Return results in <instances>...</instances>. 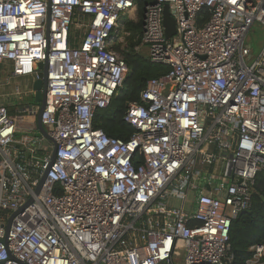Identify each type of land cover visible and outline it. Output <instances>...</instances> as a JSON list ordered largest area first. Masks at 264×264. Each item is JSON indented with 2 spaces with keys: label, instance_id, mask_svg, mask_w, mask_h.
Returning a JSON list of instances; mask_svg holds the SVG:
<instances>
[{
  "label": "built area",
  "instance_id": "1",
  "mask_svg": "<svg viewBox=\"0 0 264 264\" xmlns=\"http://www.w3.org/2000/svg\"><path fill=\"white\" fill-rule=\"evenodd\" d=\"M136 12L137 0H0V65L37 78L48 60L41 118L57 144L38 191L54 146L22 135L17 117L39 107L0 103V264L232 262V222L264 170V45L253 55L246 43L264 29V0L147 4L136 49L169 71L128 106L136 132L122 140L93 120L130 73L113 45ZM74 24L86 29L75 46ZM252 250L248 263L260 264L264 245Z\"/></svg>",
  "mask_w": 264,
  "mask_h": 264
},
{
  "label": "trees",
  "instance_id": "2",
  "mask_svg": "<svg viewBox=\"0 0 264 264\" xmlns=\"http://www.w3.org/2000/svg\"><path fill=\"white\" fill-rule=\"evenodd\" d=\"M154 0H137L138 19L133 20L124 16L125 34L122 42L117 41L113 49L120 54L130 67L125 85L120 94L113 98L111 105L106 109L97 110L93 120V125L97 129L103 130L108 136L128 140L135 132L134 126L125 120L128 106L131 103H142L141 93L151 78L160 77L169 71L168 65L154 64L150 62L146 50H137L141 44L143 34V16L145 6ZM206 10L202 11L199 24L205 23L208 19ZM75 31L71 29L70 43L77 45L73 38ZM80 34V31L78 32ZM30 124L37 135L36 115L31 117ZM141 162L138 157L136 164ZM252 195V205L249 209L241 212L232 222L229 243L232 262L230 264H249L252 259L255 244L264 245V170L258 173ZM264 264V255L261 263Z\"/></svg>",
  "mask_w": 264,
  "mask_h": 264
},
{
  "label": "water",
  "instance_id": "3",
  "mask_svg": "<svg viewBox=\"0 0 264 264\" xmlns=\"http://www.w3.org/2000/svg\"><path fill=\"white\" fill-rule=\"evenodd\" d=\"M49 3H50V0H49ZM164 26H165V33L168 38H171L173 35L176 34L177 32L176 21L174 17L171 15L169 4H165L164 6ZM47 85H48V60H45L38 64L37 79L33 86L34 92H35L34 102L39 107V110L36 116V122H37L38 133L41 136L45 137L47 140H49L53 144L54 149H53L51 161L42 177L38 191L41 185L43 184L44 180L46 179L47 174L56 159V151H57V144L55 140L47 132V129L43 125L42 118H41L42 112L44 111L45 104H46ZM8 228L9 226L7 227V229Z\"/></svg>",
  "mask_w": 264,
  "mask_h": 264
},
{
  "label": "crops",
  "instance_id": "4",
  "mask_svg": "<svg viewBox=\"0 0 264 264\" xmlns=\"http://www.w3.org/2000/svg\"><path fill=\"white\" fill-rule=\"evenodd\" d=\"M147 51V49H145ZM7 67L0 68V81L2 83V88L0 90V103H9L11 101L19 102L23 104L27 108L30 109V105L23 102L24 96L31 95L35 96L34 92V83L36 81V76H15L13 72V65L11 61H7ZM2 65H0L1 67ZM5 72H8L5 74ZM15 82L13 86L12 83ZM23 82V84H22ZM20 83V84H19ZM24 87H23V86ZM17 88L19 89V93H17ZM13 110V109H12Z\"/></svg>",
  "mask_w": 264,
  "mask_h": 264
},
{
  "label": "rangeland",
  "instance_id": "5",
  "mask_svg": "<svg viewBox=\"0 0 264 264\" xmlns=\"http://www.w3.org/2000/svg\"><path fill=\"white\" fill-rule=\"evenodd\" d=\"M134 19H136V20L138 19L137 12H136ZM72 28L74 31H77V32L80 31L81 35H83L84 32L86 31V29L84 27H79V26H77V24H74L72 26ZM246 43L251 46V50L253 51V55H256L258 53V51L264 45V29L258 24L254 25V27L250 30V32L247 36ZM3 67L4 68L7 67L6 64H2V66L0 68H3ZM7 73L8 72H5V74H7ZM22 84H23V82H22ZM12 85L14 86L15 82L12 83ZM23 102L26 104H29V105L33 104V105H36L38 107V105L35 104V102H34V97H32L31 95L24 96ZM17 118L19 119V123H20V126L22 128V132H21L22 135L27 134V135L34 136L35 132H34V129L32 128V126L30 124L31 118L26 116V114H22V115L18 116ZM182 258H183V256L176 258L175 263L176 264H183L184 259H182Z\"/></svg>",
  "mask_w": 264,
  "mask_h": 264
}]
</instances>
